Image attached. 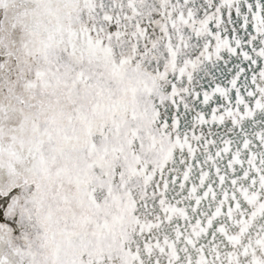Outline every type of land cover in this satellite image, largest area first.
Instances as JSON below:
<instances>
[{
	"label": "snow or ice",
	"instance_id": "snow-or-ice-1",
	"mask_svg": "<svg viewBox=\"0 0 264 264\" xmlns=\"http://www.w3.org/2000/svg\"><path fill=\"white\" fill-rule=\"evenodd\" d=\"M0 264H264V0H0Z\"/></svg>",
	"mask_w": 264,
	"mask_h": 264
}]
</instances>
